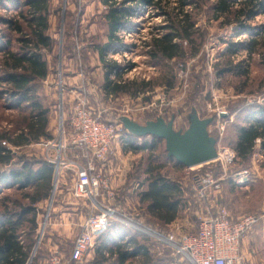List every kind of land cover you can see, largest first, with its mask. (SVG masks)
I'll list each match as a JSON object with an SVG mask.
<instances>
[{
  "label": "rangeland",
  "instance_id": "374dc122",
  "mask_svg": "<svg viewBox=\"0 0 264 264\" xmlns=\"http://www.w3.org/2000/svg\"><path fill=\"white\" fill-rule=\"evenodd\" d=\"M166 1L170 7L177 3L176 0ZM213 1L201 0L200 9L192 10L190 6L185 7L193 12L197 19L196 26L204 31L205 37L201 46V57L187 59L184 63L173 61L164 65L163 62H158L156 65L144 53L143 41H149L152 33H160L156 28L164 22V16L158 10L150 13L145 11L137 18H132L129 25L133 29L130 34H124L123 31L118 32L121 42L115 45L114 52H108L106 57L116 60L122 67H125L128 61L135 65L130 71L124 72V78L130 80L153 78L156 81L157 85L154 89L144 94L150 96V102L144 103L142 102L143 96L132 98L126 94H119L116 97H105L103 93L101 87L103 66L97 53L91 48L93 45L106 41L107 28L103 20L104 8L100 0H50L47 33L54 39L55 44L50 53H45L51 72L48 77L38 83L37 93L42 104L48 107L49 131L52 138L42 139L19 150L15 149L16 156L21 155L29 159L47 160V157L55 159L58 157L59 146L64 144L65 147L61 148L59 153L60 158L66 162L80 164L76 157L78 150L71 143L72 131L69 118L71 107L75 105L77 98L83 95L88 100V106L96 113L99 112L103 121L114 120L116 128H122L123 133L127 130L121 122L122 117L138 125H144L147 121H154L160 117L166 123L170 121L175 131L184 133L189 130L192 118L195 126L196 120L193 117L195 114L198 120L209 119L206 131L208 137L215 139L216 153L221 152L219 151L221 148L233 151L229 145L234 135L231 124L236 123L238 117L240 118L237 114L243 108L250 106V109L254 105H264V61L257 53L248 59L244 46L252 37L262 39L261 43L264 44V13L258 10L252 18L242 19V26L236 22L225 24L222 19H212V10L209 5ZM235 7L238 5H234ZM10 11L13 13L12 11L16 9ZM11 13H6L5 9L0 6V17ZM5 31V26L0 23V35ZM13 35L15 36L14 33ZM1 40L2 43L5 42V38ZM228 40L243 44L237 53L228 57L233 63L244 61L243 66L248 65L247 75H237L232 72L222 77L216 76L214 65L220 61V55L226 49ZM183 45L186 46V43ZM262 49L264 46L258 48L259 51ZM224 59L226 60L227 57ZM168 67H171L176 74L173 88L169 90L163 83V77L170 76L171 69ZM75 73H80L81 78L77 80L65 78V76L72 77ZM92 90L95 91L96 101L101 107L95 105L91 96ZM5 113L14 114V119L19 118L15 110H6ZM6 128H8L6 121L0 120V132ZM121 132L117 131V134ZM120 138L118 135L114 139L110 163L107 167V176L115 189L114 204L119 206L127 217L137 218L159 232H167L171 224L180 226L182 224L184 230L193 231L197 223V217L193 215V211L181 210L178 218L169 224L167 229H163L164 227L153 223L149 217L139 213L141 212L140 204H138L137 190L133 188V180L146 168L148 152L125 155L120 152ZM164 147L165 142L161 139L159 147L152 154L160 157L154 158L153 163H164L163 172L172 179L180 181L186 190V195L190 196L194 192L193 176L197 173L201 175L208 170L215 178L222 177L218 198L228 211L231 209L238 211V215L234 217L247 214L259 216L258 221L248 232L247 239H244V250L245 252L253 250V254H249L248 264H264V169L262 160L253 158L252 161L237 162L233 159L234 161L229 163L225 170L219 161L191 167H177L163 160ZM240 171H250L249 180L245 185L235 186L233 181ZM56 180H58L56 189L62 188L65 194L64 189L71 188L74 184V165L60 169V175ZM123 225L125 226L124 223ZM72 243V240L62 242L65 254L71 250ZM147 246L150 250L149 264H190L183 255L177 254L171 247L160 241L148 243ZM92 258L93 253L87 258V262ZM143 259H147L146 255Z\"/></svg>",
  "mask_w": 264,
  "mask_h": 264
},
{
  "label": "trees",
  "instance_id": "16d2710c",
  "mask_svg": "<svg viewBox=\"0 0 264 264\" xmlns=\"http://www.w3.org/2000/svg\"><path fill=\"white\" fill-rule=\"evenodd\" d=\"M176 1V5L170 7L166 0H100L105 6L103 20L107 28L106 41L91 48L103 66L104 80L101 87L104 91L114 96H143L142 102H150V96L144 94L154 89L156 81L153 78H124V72L135 65L128 61L122 67L116 60L106 57L121 42L118 32L128 30L131 27L130 20L142 12L158 10L164 16L163 24L156 28L160 33H152L149 41H143L144 53L154 64L163 62L167 65L173 61L184 63L187 59L201 57L205 33L196 26L197 19L193 12L185 8L190 6L192 10L200 9L201 0ZM49 5L50 0H0V6L6 13L16 9L10 15L0 17V23L6 28L0 35V40L5 38L4 43L0 41V120L4 119L8 126L0 132V264L26 263L37 235L35 204L48 199L52 189L51 162L15 154V149L52 138L49 110L42 104L37 93L38 83L51 72L45 53H50L55 44L47 33ZM234 5L238 7L234 8ZM209 8L213 20L222 19L225 24L236 22L242 26V19L252 18L258 10L264 13V0H214ZM261 40L252 37L244 45L248 59L257 53L264 61V49L258 50L264 46ZM242 45L228 40L220 61L214 65L216 76L222 77L232 72L237 75L248 74V65L244 67V61L233 63L229 59ZM169 69L170 76L163 77L168 90L173 88L176 77L172 68ZM249 107L241 109V114H237L240 118L231 124L234 135L229 145L237 162L251 161V156L258 151H255L256 145H259V150H264V105ZM6 110H15L19 118L14 119V114L5 113ZM3 141L7 146L1 144ZM160 143L161 139L157 136L137 137L127 131L120 138L123 152H148L146 168L133 180V188L138 193L139 213L167 229L178 218L181 210L194 212L197 202L194 192L190 196L186 195L181 182L163 172L164 163H153L154 158L160 157L152 155ZM162 158L174 166H184L168 156L165 147ZM199 174H195L193 180ZM154 242L156 240L114 220L96 238L93 258L87 263L149 264L150 250L147 244ZM41 246L36 249L30 264H38ZM145 255L147 259H143Z\"/></svg>",
  "mask_w": 264,
  "mask_h": 264
},
{
  "label": "built area",
  "instance_id": "2783aa9c",
  "mask_svg": "<svg viewBox=\"0 0 264 264\" xmlns=\"http://www.w3.org/2000/svg\"><path fill=\"white\" fill-rule=\"evenodd\" d=\"M102 6L105 9V6ZM132 29L122 31L124 34H130ZM98 113L88 106L85 95L77 98L75 105L71 107L69 118L72 131L71 143L79 152L76 157L82 160L80 164L66 162L60 158L59 153L61 148L65 147L64 144L59 146L57 158L47 157L54 166V178L48 205L43 219L37 226L32 255L45 239L50 205L56 195L58 182L56 179L60 175V169L74 165L75 180L70 189L71 195L74 198H87L89 212L78 225L68 258L64 257L63 249L56 246L49 253L46 264L87 263L96 238L114 220L127 224L143 236L166 244L177 254L183 255L190 264H246L242 252V239L250 232L259 216L253 214L232 216L218 202L222 177L215 178L211 171L206 170L194 177L193 191L197 206L193 215L197 217V223L193 231L184 230L182 224L181 226L171 224L170 230L159 232L137 218L127 217L123 210L114 204L115 189L107 176V167L110 163L114 139L118 135L121 137L124 130L117 129L114 120L103 121ZM220 114L222 115V112ZM117 131L122 132L117 134ZM2 144L6 143L3 141ZM11 149L15 148L11 147ZM219 151L221 152L217 153L213 161H219L225 170V167L233 161L235 154L227 148H221ZM234 180L238 186L245 185L249 180L247 171L238 172Z\"/></svg>",
  "mask_w": 264,
  "mask_h": 264
},
{
  "label": "crops",
  "instance_id": "0c3cea01",
  "mask_svg": "<svg viewBox=\"0 0 264 264\" xmlns=\"http://www.w3.org/2000/svg\"><path fill=\"white\" fill-rule=\"evenodd\" d=\"M81 76L82 75L80 73H75L74 75H72V77L65 76V78L66 79L67 78H73L74 80H77V79H80ZM102 80H104V74H103ZM103 93H104L105 97H116L119 95L118 94V95L114 96L113 94H110L104 90H103ZM91 96L95 102V105H97L99 107L100 105L98 104V101H96L97 95H96L95 91L92 90ZM256 146H257V148L255 151L258 150L257 153H260V154H257L255 152L251 156V161L253 158H257V160L258 159L262 160L261 162L263 164L262 166L264 169V150H259V145H256ZM120 152H122L125 155L132 154L131 152H123L121 149V146H120ZM78 153L79 152H76V155H78ZM78 159H79V161L82 162V160L80 158H78ZM247 173H250V171H248ZM233 183H234V181H233ZM234 185H235V183H234ZM247 185H249V184H247ZM235 186H237V185H235ZM70 189H71L70 187L64 189L65 194H63V192H62V188L61 189L57 188V190H56V195L53 198V201L50 205L49 219H48V222L46 225L45 235H44L45 239L42 243L43 247L41 246L42 253L39 256L38 264H46L48 257H49V253L51 252V250L54 247L59 246V248H62V242L67 241V240L73 241V238H74L73 236L75 235V231H77V229H78V225L82 222L84 217L89 212V208H88L89 200L87 198L85 199V198H74V197H72ZM218 202L220 204H222V202L219 198H218ZM47 205H48V199L37 204V206H36V208H37V214H36L37 225L43 219L42 217H43V214L45 212ZM229 213L232 216L238 215V211H235L232 209L229 211ZM248 234L245 235L242 239V252L244 254L245 259L247 258L246 264H248V261H249V256H250L249 254L250 253L253 254V252H252L253 250H251L250 252H248V251L245 252V250H244V244H245L244 239H247L246 237H248ZM69 253H70V250L68 252H66V254H65V251L63 250L64 257L68 258ZM32 257H33V255H32V251H31L29 258L25 264H30Z\"/></svg>",
  "mask_w": 264,
  "mask_h": 264
},
{
  "label": "water",
  "instance_id": "95a60500",
  "mask_svg": "<svg viewBox=\"0 0 264 264\" xmlns=\"http://www.w3.org/2000/svg\"><path fill=\"white\" fill-rule=\"evenodd\" d=\"M196 120L195 126L190 124L189 130L184 133L175 131L172 123L164 122L160 117L154 121H147L144 125H138L126 117L121 122L128 133L135 136L154 135L165 142V150L168 156L173 157L177 162L186 167L206 164L217 157L214 149L215 139L208 137L206 124L209 119Z\"/></svg>",
  "mask_w": 264,
  "mask_h": 264
}]
</instances>
